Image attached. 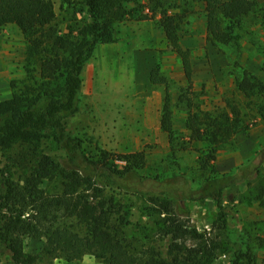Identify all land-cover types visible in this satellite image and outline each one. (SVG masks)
Returning a JSON list of instances; mask_svg holds the SVG:
<instances>
[{"label":"trees","instance_id":"1","mask_svg":"<svg viewBox=\"0 0 264 264\" xmlns=\"http://www.w3.org/2000/svg\"><path fill=\"white\" fill-rule=\"evenodd\" d=\"M201 1L207 39L215 45L237 43L240 37L237 29L251 10L250 0ZM137 2L85 0L90 21L81 29V36L72 38L71 31L70 35L55 39L51 52L44 51L40 60V81L32 77L33 85L15 91L10 99L0 102V145L6 157L0 167V249L7 254L5 261L0 259V264H38L39 255L25 251V237L45 240L48 254L68 262L94 254L107 264H211L213 241L188 221L177 218L172 198L211 199L218 208V219L226 223L224 190L249 182L259 174L264 163V146L256 160L231 174H220L214 163L219 151L233 144L237 134L246 131V119L242 108L233 103L209 109L203 92L195 89L192 52L182 45L180 36L186 11L169 13L163 9L160 18L164 37L180 59L186 86L175 102L169 81L158 68L151 71L150 81L165 85L160 122L177 157L180 148L174 108L179 104L186 107L187 143L199 146L197 168L207 175L199 190L194 191L184 177L144 175L147 157L140 151L117 154L114 159L102 152L96 159L86 154L84 140L68 130L65 118L77 111L86 62L98 44L119 41L115 23L124 19L126 13L134 16V11L127 12L126 8ZM152 11L156 16L158 10ZM56 16L55 0H0V33L4 26L15 24L25 35L33 36L52 24ZM147 17V14L140 16ZM31 43L33 50L42 47L47 50L43 38ZM237 72L236 88L264 118V81L242 66ZM59 78L57 92L52 84ZM49 134L67 151L65 164L56 161L43 148L41 138ZM116 159L125 164L119 165ZM96 176L102 185L151 198L156 211L166 217L164 227L171 235L166 257L155 249L140 252L136 248L126 235L123 227L126 222L117 217L113 199L88 192L100 191ZM53 181L58 182L56 190L47 187ZM254 199L264 207V183L258 186ZM59 215L76 218L86 233L81 235L70 226L58 224ZM240 252L237 247L232 264H242Z\"/></svg>","mask_w":264,"mask_h":264},{"label":"rangeland","instance_id":"2","mask_svg":"<svg viewBox=\"0 0 264 264\" xmlns=\"http://www.w3.org/2000/svg\"><path fill=\"white\" fill-rule=\"evenodd\" d=\"M84 2L55 0L56 19L33 36L25 35L15 24L3 27L0 33V102L10 99L15 91L33 85L32 77L40 81V60L44 51L51 52L55 39L70 35L71 31L72 38L81 36V29L90 21ZM250 2L251 10L237 29L238 42L218 45L207 39L201 0H138L127 6L126 11L133 10L135 15L126 13L124 19L115 23L118 42L96 46L85 64L77 111L65 118L71 134L84 140L86 154L98 159L106 152L109 159H114L117 154L143 152L147 157L144 175L184 177L194 191H198L206 179L207 175L197 168L199 146L187 143L186 107L179 104L174 108V127L180 148L177 157L161 128L165 85L150 81L151 71L158 68L168 79L175 102L186 86L180 59L167 43L160 24L161 11L167 9L169 13L186 11L181 43L191 49L195 89L203 92L208 108L233 103L242 108L246 119V131L237 134L233 144L219 151L214 162L217 169L220 174H231L256 160L264 146V118L252 109L254 104L248 103V98L239 92L235 83L241 66L264 81V0ZM154 9L158 10L156 16H153ZM146 14L147 19L140 18ZM37 38L45 40L47 50L43 47L33 50L31 40ZM60 84L61 78L53 82L55 91H59ZM41 139H44L43 148L56 161L67 162V151L53 135H44ZM4 154L0 145V167L6 161ZM115 162L125 164L117 159ZM96 180L100 191L88 192L113 199L117 217L126 222L123 226L126 235L136 248L140 252L155 249L166 257L171 235L164 227L166 217L156 211L151 198L102 185L98 176ZM261 183H264V163L259 174L249 182L224 190L226 223L218 219V208L211 199L171 197L177 218L188 221L213 241L211 264H232L237 247L243 254L242 264H264V207L254 199ZM47 187L56 190L58 182H50ZM60 216L58 224L70 226L81 235L86 233V228L76 218ZM23 242L26 252L39 255L38 264H107L94 254L71 262L50 255L43 239L25 237ZM6 257V251L1 248L0 259L5 261Z\"/></svg>","mask_w":264,"mask_h":264}]
</instances>
